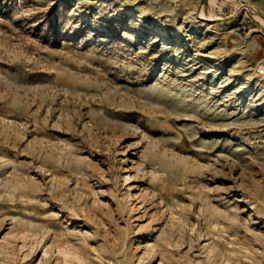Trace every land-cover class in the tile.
Returning <instances> with one entry per match:
<instances>
[{"label": "rangeland", "instance_id": "rangeland-1", "mask_svg": "<svg viewBox=\"0 0 264 264\" xmlns=\"http://www.w3.org/2000/svg\"><path fill=\"white\" fill-rule=\"evenodd\" d=\"M0 264H264V0H0Z\"/></svg>", "mask_w": 264, "mask_h": 264}]
</instances>
